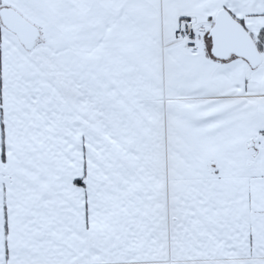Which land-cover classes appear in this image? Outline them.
<instances>
[{
	"label": "snow or ice",
	"instance_id": "6c2138e0",
	"mask_svg": "<svg viewBox=\"0 0 264 264\" xmlns=\"http://www.w3.org/2000/svg\"><path fill=\"white\" fill-rule=\"evenodd\" d=\"M0 264H264V0H0Z\"/></svg>",
	"mask_w": 264,
	"mask_h": 264
}]
</instances>
